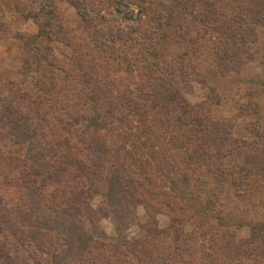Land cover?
<instances>
[{
	"label": "rangeland",
	"instance_id": "rangeland-1",
	"mask_svg": "<svg viewBox=\"0 0 264 264\" xmlns=\"http://www.w3.org/2000/svg\"><path fill=\"white\" fill-rule=\"evenodd\" d=\"M248 1L255 3L256 0H244ZM194 2L192 0V4ZM172 4V0H0V208L4 217L7 216L5 206L8 210L18 206L24 211V204L30 207L36 203L29 197L27 188L21 186L26 181L23 175L33 172L44 180L31 177L35 187L42 188L40 182L49 185L42 189L47 198L64 191L71 193L90 188L95 191L90 202L97 211L95 225L107 237L105 243L119 248L117 251L107 247L105 252H94L93 259L98 264H150L145 256L137 253L141 251L138 244L145 237L156 245L155 250L146 245L147 250L150 249L147 252L160 262L163 256L178 260L175 255H180L183 259L177 264H231L225 259L229 256L227 253L208 247L206 253L211 254L208 260L207 254L200 251L212 241L222 247L221 236L225 233H235L237 241L245 240L250 236L248 227L237 229L234 223L221 230L217 226L219 233L204 225L203 231L197 234L195 223L202 215L189 211L185 220L176 225L181 240L177 242L180 250L174 251L176 237L171 227L172 213L164 204L148 199L152 209L142 201L134 208L129 207L133 213L129 216L131 225L120 236L111 217L101 213L106 207V198L112 193L111 188H107L108 178L123 175L122 155L126 151L131 153L125 154L126 162H130L134 152L131 151L130 133L133 134L135 129L140 131L144 124L135 114L129 115L125 107H121L120 114L124 117L121 125L115 124L114 132L108 137L110 149L104 157L106 167L101 171L103 179L100 182L72 179L71 174L59 173L58 169L55 172L50 169L48 174L43 168L27 169L32 166L25 164L30 156L27 144L13 145L9 140L11 129L6 117L14 118L15 114L4 112L7 108L29 116L30 122H41L45 126L38 129L40 145L35 154H48L59 140L77 142L79 129L88 125L85 119L90 116V110L97 106L102 112L111 97L126 96L128 102L133 100L139 102L140 108L144 105L150 108L155 98L160 101L167 93L165 91H173L177 97L166 100V108L155 109L153 114L158 120L164 119L168 126L164 148L171 162L177 164L174 173L180 175L185 170L204 198L216 194L220 203L216 212H234V216L240 218L252 210L253 205L264 203V175L257 179L259 186L252 187L249 192H245L243 186L238 190L230 188L235 180L243 181L244 175L240 173L247 170V161L251 163V159H256L264 163V25L243 13L240 16L243 20H235L232 29L223 27L219 33L212 31L210 26L203 28L188 16L183 31H179L186 40L182 41L174 35L178 28L162 27L163 18ZM203 4L219 16L231 13L228 11L230 0H203L200 5L190 6L195 16H200ZM257 8L252 6L250 9L255 13ZM49 20L52 22L50 27ZM39 24L46 27L44 37L37 40ZM246 34L252 43L241 40ZM28 48H34V51L31 53ZM38 53L48 55L49 62L38 65L35 61ZM225 54L232 57L225 58ZM77 62L83 65L80 73L76 70ZM85 72L89 73L88 88L92 95H81L80 101L73 100V95H77L82 87L77 80H82L81 74ZM66 75L70 78L65 79ZM50 84H54L52 89L55 91L47 96L44 104L41 90H46ZM91 98L100 101L93 103ZM37 100L43 101V105H37ZM59 105L63 107L55 109ZM58 120H65L66 125L70 122V131H62ZM183 137H186V146L176 150L175 145H182ZM121 148L125 151L121 152ZM10 157L16 158L15 162H10ZM40 162L53 161L44 159ZM220 177H223L221 184L218 183ZM252 179L256 181L251 177L250 184L254 183ZM163 190L171 192V186ZM113 192L119 193L117 189ZM243 194L246 199L241 197ZM140 196H137L138 200L143 198ZM179 203L195 205L190 201ZM256 211V216L247 215L244 219L264 217L262 205ZM191 215H196L194 221L190 219ZM217 222L216 214H212L210 225L216 226ZM149 230L156 232L147 237ZM187 237L190 241H185ZM2 245L5 253L12 255V264H34L14 238L7 240L0 233ZM130 248L136 252L134 257ZM184 248L188 249L189 255L182 252ZM243 261L242 264H253Z\"/></svg>",
	"mask_w": 264,
	"mask_h": 264
},
{
	"label": "trees",
	"instance_id": "trees-1",
	"mask_svg": "<svg viewBox=\"0 0 264 264\" xmlns=\"http://www.w3.org/2000/svg\"><path fill=\"white\" fill-rule=\"evenodd\" d=\"M173 4L167 11L164 19L163 26L178 28L174 34L178 36L180 40L186 41L183 34L180 32L183 31V23L187 21L188 16L192 17L194 21L199 23L203 28L210 26L212 31L219 32L223 27H226L228 30L232 29L234 26L235 20L239 21L243 13L254 19L258 24L264 25V0H256L255 3L244 2V0H230L231 4L228 7L230 14H222L219 16L217 12L213 13V10L207 6H200L202 13L200 16H195V14L190 10V6L200 5L203 0H195L192 4V0H172ZM219 1V0H216ZM222 1V0H221ZM224 1V0H223ZM245 3V4H244ZM226 4V3H225ZM227 5V4H226ZM258 7L256 12L252 11L250 8ZM220 17L223 20H220ZM36 19V18H35ZM225 20V21H224ZM243 20V19H242ZM52 25L51 20L48 21V27ZM39 34L35 37L37 40H40L44 37L46 25H38ZM180 31V32H179ZM204 32L206 31L203 30ZM248 32V31H247ZM225 38H229L226 33H223ZM246 34L244 40L246 43H252L251 40L247 39ZM31 53L34 51V48H28ZM49 48H46L48 50ZM39 50V48H36ZM39 54V55H38ZM35 55V61L38 65H43V63L49 62L48 55H43L38 53ZM232 57L229 54H225ZM222 62L223 60L220 59ZM53 65V64H51ZM29 67V63H27ZM76 70L81 72V64L79 62L75 63ZM82 80H77V84L82 87L80 88L79 93L73 95L74 99L80 101V96L83 95H92V92L89 91L88 85L89 82V73L85 72L81 74ZM69 75L65 76V79H69ZM75 80V79H73ZM54 84L47 86L46 90H41L44 94V104L47 101V96H51L55 89ZM43 89V87H41ZM94 91V90H93ZM165 91V90H164ZM165 93L160 101L151 102L150 108L144 105L143 108H140L139 102H133L130 100L128 102L127 97L124 96L121 98V95L116 97H111L108 101V106L105 110L100 112L97 106L93 107L92 110L88 113V118L85 119L88 125L83 126L79 129L80 136L77 137V142H69V139L63 141H57L55 147L51 150L50 153L45 154L39 153L35 154L37 147L40 145L39 136L41 133L39 130L43 129L45 126L41 122H30L31 118L29 116L20 115L13 109L7 108L4 112L14 113L15 117H6L9 122L8 125L11 129V134L9 140L13 145L27 144V149L30 153L27 162L25 163L30 168L27 169H42L48 174V170L53 169V172L58 169L59 173H69L72 176V179H84L87 182L98 180L100 182L103 177L101 171L104 169L106 160L105 154L110 149V146L107 142L109 135L114 132V125H121L123 121V115H121V107L126 108V112L135 114L144 121L142 129L139 131L135 129L133 134L130 133L132 137V142L130 144L131 151L134 152L130 162H126L125 154L131 155L129 152H125L124 156L122 155L121 160V171L123 175L117 177L108 178V187L111 188V196L105 197L106 207L101 209V213L105 217H111L115 222L117 234H122L123 230L129 228L131 225V219L129 216H133V213L129 207H135L139 202H143L147 207L152 209L150 201H158L159 204L166 207L168 211L172 213L171 218V227L175 231L176 237V247L174 251L180 250L177 242H180L179 229L176 228V225H179L181 221L185 220L186 215L189 211L195 213L196 215H202L201 219L195 223V228L198 231H203L205 228L204 225L211 227L215 232L216 227L219 226L222 229H227L231 225H236L237 229L248 227L250 229V236L245 240L236 239V234L228 235L227 233L221 236V241L224 242L222 247L217 245V241H212L211 244L202 247L203 249L200 252L207 254V259H211V254L206 253L208 247L210 250L215 249L223 253H227L225 259L229 260L231 264H242L243 260L251 261L253 264H264V217L261 219H244L247 215L256 216V209L262 205L264 210V203L261 205H253L252 210L246 212L244 215H240V218L234 216V212H229L224 214L222 210L216 212V207L220 203L219 199L214 197L204 198L202 194L197 192V187L193 184V180L190 175L184 171L182 174L174 173L177 164H173L168 158L167 150H165V140L167 125L164 119H156L153 111L164 110L166 108L165 103L169 98H176L177 94L173 91H165ZM93 94H96L95 92ZM99 98H102L99 96ZM99 98H93L91 101L93 103H98ZM53 100V99H52ZM122 100L127 103L122 102ZM164 100V101H163ZM43 101L37 100V105H43ZM63 105H59L55 109H60ZM102 109V108H101ZM64 115H67L64 113ZM152 116L153 120H149V117ZM66 120V119H65ZM65 120H58V123L61 125L62 131H70L71 127L70 122L67 123ZM36 124V126H35ZM76 123L75 125H77ZM80 125V124H78ZM39 129V130H38ZM170 128H168V131ZM77 131V130H75ZM139 133L141 134L140 136ZM172 138V137H171ZM186 137H183L180 141H184L182 145L176 144L175 149L178 148L179 151L182 150V146L185 147ZM175 140V139H174ZM177 141V140H176ZM44 143V142H42ZM125 151L124 148H121V152ZM33 153V154H31ZM37 153V152H36ZM76 156H79L78 159ZM10 157V162H15V160ZM82 158V159H81ZM44 159H52L53 162L50 163H41L40 161ZM22 162V161H21ZM248 168L247 170L242 171L240 174L244 175L243 181L235 180L230 188L237 189L243 188L245 192H249L252 187L259 186L258 180L264 175V163L260 160L251 159V163L247 161ZM37 166V167H35ZM211 164L207 166L209 169ZM14 169H17L16 166H13ZM200 169V168H199ZM24 170V168H23ZM22 170V174L24 173ZM188 171V170H187ZM198 171V169L196 170ZM210 173L211 170H208ZM221 174H224L222 170ZM100 175V176H99ZM178 175V176H176ZM40 177L41 176L34 174L33 172L27 174L25 177V184L21 185L24 188H27L29 197L31 200L35 201L30 207H26L24 204L25 210H21L18 206L11 207V210H7V216L4 217L2 209L0 208V233L4 238H14L17 242V246L22 248L24 252H28V257L33 261L34 264H98L96 259H93L94 252L107 251V247H114L118 251L116 245H112L106 242V236L103 232L99 230V226L95 225V220L97 221V211H95L91 206L90 202L93 198V189H87V191H72L61 192V194H51L48 198L42 192V189H47L49 185L46 183L40 182L41 187H35L32 183L31 177ZM241 177V176H240ZM255 177L256 181L254 183H249V179ZM55 178V175H54ZM258 179V180H257ZM75 180V181H76ZM167 181L171 182L167 184ZM223 177L218 179V183L221 184ZM29 182V183H26ZM107 184V183H106ZM167 186H171V192H166L163 189H166ZM118 190L119 193L116 195L113 190ZM90 190L92 193L89 194ZM41 191V193H39ZM60 192V191H59ZM173 192H177L176 194ZM220 193V192H218ZM42 195H44L42 197ZM141 195V200H138L137 196ZM43 198L42 200L39 198ZM241 197H245L244 194ZM37 198V200H35ZM47 198V199H46ZM176 198V200H175ZM45 199V200H44ZM148 199L150 201H148ZM190 201L195 205H186L182 206L179 201ZM39 201V202H37ZM260 203V202H259ZM2 201L0 199V206ZM5 205V203H4ZM222 205V204H221ZM187 212V213H186ZM216 214L218 224L216 226L210 225L211 215ZM196 215H191V220L196 219ZM239 219V220H238ZM220 228L216 231H219ZM153 230H149L147 237H150L155 233ZM195 233V234H196ZM219 234L216 235L218 237ZM60 237V239H59ZM229 237V240L226 238ZM185 239V241H190V238ZM185 244V242H183ZM143 244V245H142ZM153 247L155 250L156 245L152 241H148L145 237L138 244L141 247V251H137L140 255L145 256L150 264H166L167 262H172V264H177L181 258L180 255H175L178 260L155 258L151 256L150 249L147 250V246ZM134 248V247H133ZM133 248H130L132 256L136 252H132ZM4 251L3 245L0 246V264H12V255L7 254ZM182 252H186V255H189L188 249L184 248ZM39 256V257H38ZM125 256V255H124ZM169 256V255H168ZM172 256V255H171ZM126 257V256H125ZM170 258V256H169ZM127 259V258H125ZM123 262V261H122Z\"/></svg>",
	"mask_w": 264,
	"mask_h": 264
}]
</instances>
